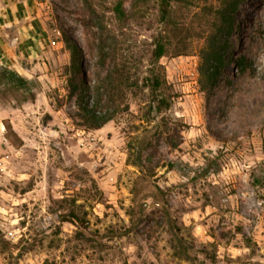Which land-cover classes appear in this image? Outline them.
I'll list each match as a JSON object with an SVG mask.
<instances>
[{
	"label": "rangeland",
	"instance_id": "374dc122",
	"mask_svg": "<svg viewBox=\"0 0 264 264\" xmlns=\"http://www.w3.org/2000/svg\"><path fill=\"white\" fill-rule=\"evenodd\" d=\"M150 1L135 10L127 0L133 18L123 23L115 0H31L37 44L30 56L20 48L17 59L0 62L42 83L35 101H0V264H192L175 253L163 204L196 264H264V0H244L236 12L234 54L244 62L226 67L213 92L202 89L200 71L210 28L198 27L195 13L219 0L177 8L188 54L172 46L160 60L172 105L157 119L170 130L147 151L157 167L141 200L147 207L134 216L138 139L154 124L143 80L163 32ZM15 30L5 26L2 36ZM65 34L80 47L91 88L73 96ZM82 105L113 118L89 128ZM171 161L179 168L168 169ZM154 184L163 199L152 196ZM72 211L87 227L63 221Z\"/></svg>",
	"mask_w": 264,
	"mask_h": 264
},
{
	"label": "trees",
	"instance_id": "16d2710c",
	"mask_svg": "<svg viewBox=\"0 0 264 264\" xmlns=\"http://www.w3.org/2000/svg\"><path fill=\"white\" fill-rule=\"evenodd\" d=\"M126 1L115 0L112 7L116 18L123 23L133 18V12L127 8ZM243 1L219 0L217 5L210 4L195 13V17L199 19L198 27H201L205 22L210 28L206 34V44L202 49L201 55L202 62L200 71L203 76V90L213 92L219 82L226 76V67H237L244 62V57L235 56L232 41L234 31L238 28L235 14ZM150 2V0H132V9L136 10L137 8L140 9L143 6H148ZM192 4V0H157L159 20L163 23V32L155 37L156 46L152 50L151 67L148 75L143 80V84L150 90L148 122H154V124L144 128L142 135L138 139L134 163L140 167L141 175L135 181L132 189L134 206L131 213L134 216L137 211L142 213L143 209L147 207V203L141 200L147 196V188L151 185V179L157 167L153 162V158L147 155V151L155 146L154 139H158L160 136H163L166 130H170L169 123L165 117L157 119L158 116L172 105L171 99L166 96L163 90L167 81L160 60L169 52L172 46L178 50L177 54H188V47L185 45L184 38L180 35L183 28L177 22L175 16L177 8L191 12ZM65 40L72 50V61L66 66L67 72L70 74L68 79V92L73 96L77 90L90 91L91 88L86 84L85 74L79 63L80 47L67 34H65ZM119 72L117 69L116 73ZM126 78L127 80L130 79L129 77ZM117 87L119 88V85ZM41 90L42 83L38 78H30L14 68L0 64V101H35L37 94ZM83 96L81 95V98ZM82 106V116L89 128H101L113 118L111 114L99 111L97 107ZM5 126L8 130L16 133L11 124H5ZM168 143L173 147L178 146L177 142L172 143L168 141ZM178 166V163L175 161L168 163V169L170 170L177 169L179 168ZM180 170L182 174H186L183 168ZM257 181L264 188V177L258 178ZM153 186L155 190L152 196L157 200L163 199L164 191L157 184ZM162 210L169 232L172 235V246L176 255L191 261L192 264H196V257L192 254L191 246L182 234L181 227L178 225L171 210L166 204H163ZM63 221L80 223L81 227H87L88 225V222L82 219L75 211H72L69 217H64Z\"/></svg>",
	"mask_w": 264,
	"mask_h": 264
},
{
	"label": "crops",
	"instance_id": "0c3cea01",
	"mask_svg": "<svg viewBox=\"0 0 264 264\" xmlns=\"http://www.w3.org/2000/svg\"><path fill=\"white\" fill-rule=\"evenodd\" d=\"M30 2L31 0H0V62L5 63L7 60L12 61V58L17 59L20 48H22V54L30 56L32 49L36 46L37 41L34 42L32 38H36L38 33L31 27L33 26L32 20L28 21L31 16L28 9ZM14 24L18 31L15 30L12 34L11 31L5 33L9 37L7 40L2 36L3 28ZM13 65L20 73H24V68L22 71V67Z\"/></svg>",
	"mask_w": 264,
	"mask_h": 264
}]
</instances>
